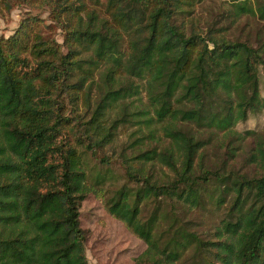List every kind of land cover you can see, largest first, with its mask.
<instances>
[{"label":"trees","instance_id":"16d2710c","mask_svg":"<svg viewBox=\"0 0 264 264\" xmlns=\"http://www.w3.org/2000/svg\"><path fill=\"white\" fill-rule=\"evenodd\" d=\"M203 1L45 0L65 50L0 36V264H87L93 192L147 244L136 264H264V137L238 131L264 112V39L197 29ZM223 17L264 25V0ZM128 122L116 183L97 154Z\"/></svg>","mask_w":264,"mask_h":264},{"label":"rangeland","instance_id":"374dc122","mask_svg":"<svg viewBox=\"0 0 264 264\" xmlns=\"http://www.w3.org/2000/svg\"><path fill=\"white\" fill-rule=\"evenodd\" d=\"M227 9L228 0H204L198 5L195 13L200 25L197 29L206 31L208 27L218 24V28L220 26L230 28L229 35L232 39L250 37L255 40L261 36L260 34L264 39V25L261 21L242 18L238 23L232 24L223 17V12ZM50 12L51 7L45 0H0V36L12 37L24 27V31L28 32L31 37L39 33L45 40L56 42L65 50V32ZM261 73L264 94V69ZM80 105L82 106L81 102ZM130 113L131 116L128 119L135 122L137 119L133 116L134 109ZM134 122L126 124L112 147L97 154L98 159L106 157L111 159V167L117 174L116 183L119 180L124 182V165L120 153L125 142L128 141L130 132L136 129L132 127ZM238 131L241 133L255 131L258 136L264 137V112L250 116L247 122L239 124ZM207 153L210 160L215 161L216 157H221L217 146L210 148ZM81 225L89 232L86 250L87 264H136V260L147 250V244L123 222L114 218L106 209L104 198L95 192L91 193L82 204Z\"/></svg>","mask_w":264,"mask_h":264}]
</instances>
